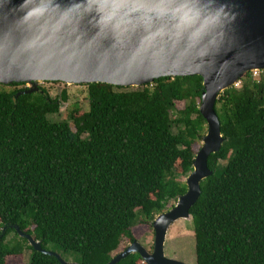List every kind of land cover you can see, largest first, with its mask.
<instances>
[{
	"label": "trees",
	"instance_id": "16d2710c",
	"mask_svg": "<svg viewBox=\"0 0 264 264\" xmlns=\"http://www.w3.org/2000/svg\"><path fill=\"white\" fill-rule=\"evenodd\" d=\"M220 93L224 139L189 214L196 264H264V70ZM58 83V82H57ZM0 85V264H108L133 229L167 212L187 186L206 122L200 76L163 77L135 89L86 85L88 109L51 121L67 101L42 87ZM20 94V95H18ZM184 104L183 109L176 107ZM5 228L2 233V229ZM49 246H52L50 249ZM71 263V262H68ZM117 264H141L130 254Z\"/></svg>",
	"mask_w": 264,
	"mask_h": 264
},
{
	"label": "water",
	"instance_id": "95a60500",
	"mask_svg": "<svg viewBox=\"0 0 264 264\" xmlns=\"http://www.w3.org/2000/svg\"><path fill=\"white\" fill-rule=\"evenodd\" d=\"M261 70L264 0H0V85L24 83L31 94L44 82L138 88L163 77L202 78L206 132L186 192L152 221L151 253L133 241L108 264L130 254L145 264H184L165 257V237L174 222L191 219L200 182L211 175L208 157L224 141L215 104L224 90ZM14 229L33 250L77 264Z\"/></svg>",
	"mask_w": 264,
	"mask_h": 264
},
{
	"label": "rangeland",
	"instance_id": "374dc122",
	"mask_svg": "<svg viewBox=\"0 0 264 264\" xmlns=\"http://www.w3.org/2000/svg\"><path fill=\"white\" fill-rule=\"evenodd\" d=\"M252 76L253 78L258 79L259 72H252ZM38 86L44 88L51 98L59 96L61 91H66L67 101L61 104L58 114L49 117L51 121H68L69 116L74 113L76 107L79 108L80 114L88 109L87 89L84 85L76 86L63 83H39ZM22 87L28 88L29 85L19 86L18 88ZM235 87H239V84H236ZM176 107L179 110L183 109L184 104L182 102H177ZM69 124L71 125L70 120ZM200 146L201 143L197 149H199ZM179 179L184 182L186 181V177H180ZM151 223L140 224L135 227L132 232L135 236V241L143 246L148 252L151 251L154 239V232ZM130 243L127 239L123 238L118 250L115 251L113 255L123 251L130 245ZM49 248L51 249L52 246H49ZM29 253V251H25L19 256H9L6 258L5 264H29ZM164 255L167 258L176 259L184 264H196L195 241L191 219L178 220L168 228L164 243ZM67 259H69L68 262H74L71 257H68ZM141 264H145L142 259Z\"/></svg>",
	"mask_w": 264,
	"mask_h": 264
},
{
	"label": "flooded vegetation",
	"instance_id": "af4514ba",
	"mask_svg": "<svg viewBox=\"0 0 264 264\" xmlns=\"http://www.w3.org/2000/svg\"><path fill=\"white\" fill-rule=\"evenodd\" d=\"M44 83H49V82H44ZM57 83V82H56ZM26 84H24V86H25ZM26 88V87H25ZM28 89V88H27ZM131 244V243H130ZM152 249H153V245H152V248H151V251H150V253L152 252Z\"/></svg>",
	"mask_w": 264,
	"mask_h": 264
}]
</instances>
